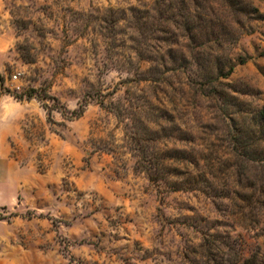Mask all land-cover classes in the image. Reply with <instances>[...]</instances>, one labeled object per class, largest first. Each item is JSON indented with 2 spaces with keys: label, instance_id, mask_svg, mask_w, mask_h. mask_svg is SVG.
I'll return each instance as SVG.
<instances>
[{
  "label": "rangeland",
  "instance_id": "obj_1",
  "mask_svg": "<svg viewBox=\"0 0 264 264\" xmlns=\"http://www.w3.org/2000/svg\"><path fill=\"white\" fill-rule=\"evenodd\" d=\"M263 15L264 0H0L22 183L0 264H264Z\"/></svg>",
  "mask_w": 264,
  "mask_h": 264
},
{
  "label": "crops",
  "instance_id": "obj_2",
  "mask_svg": "<svg viewBox=\"0 0 264 264\" xmlns=\"http://www.w3.org/2000/svg\"><path fill=\"white\" fill-rule=\"evenodd\" d=\"M6 45L4 40L0 37V59H3L6 52ZM2 103H5L3 96L0 97V112L3 110ZM7 108L11 105L7 104ZM9 110V109H8ZM0 115V207H12L17 204L18 195L21 191L22 183L19 181V171H15L14 163L8 156L6 147L7 142V130L3 125L4 117ZM3 121H2V120ZM10 119V114L7 115V120ZM14 121V119H11ZM10 120V121H11ZM3 226L0 220V229ZM2 238V231L0 230V241Z\"/></svg>",
  "mask_w": 264,
  "mask_h": 264
},
{
  "label": "trees",
  "instance_id": "obj_3",
  "mask_svg": "<svg viewBox=\"0 0 264 264\" xmlns=\"http://www.w3.org/2000/svg\"><path fill=\"white\" fill-rule=\"evenodd\" d=\"M262 18H264V15L262 16ZM1 75H0V80H1ZM2 93V92H0ZM7 94H9V92L7 91ZM11 96H13L16 100L20 101L22 100V97H19L15 94H9ZM36 97V95H34V93L29 92L25 95V99H30V98H34ZM38 98V97H36ZM259 114L260 117L264 119V108H261L259 110ZM5 206L0 207V209H4ZM2 219V217L0 216V220ZM226 264H258L257 259L254 255H251L250 257H231L229 259H227V263Z\"/></svg>",
  "mask_w": 264,
  "mask_h": 264
}]
</instances>
